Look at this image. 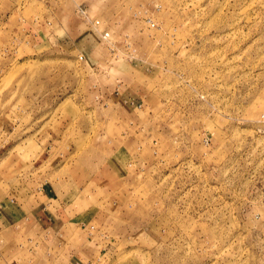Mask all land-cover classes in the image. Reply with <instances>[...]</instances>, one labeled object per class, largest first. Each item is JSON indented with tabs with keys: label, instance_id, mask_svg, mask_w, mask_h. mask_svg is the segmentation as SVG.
I'll use <instances>...</instances> for the list:
<instances>
[{
	"label": "rangeland",
	"instance_id": "374dc122",
	"mask_svg": "<svg viewBox=\"0 0 264 264\" xmlns=\"http://www.w3.org/2000/svg\"><path fill=\"white\" fill-rule=\"evenodd\" d=\"M9 205L10 264H264V0H0Z\"/></svg>",
	"mask_w": 264,
	"mask_h": 264
},
{
	"label": "crops",
	"instance_id": "0c3cea01",
	"mask_svg": "<svg viewBox=\"0 0 264 264\" xmlns=\"http://www.w3.org/2000/svg\"><path fill=\"white\" fill-rule=\"evenodd\" d=\"M32 36L33 38L38 39L39 36L41 35L32 34ZM28 198L29 196H27V199ZM6 209L8 211L7 216L3 217V215H0V264H10V262H12V261H8V262L2 261V259L4 258L3 253H6L4 249L9 248L10 246H15L16 238L21 237V236L24 237L28 234L25 232L22 233L21 226L23 225V223L27 221L29 225H33L34 221H36L33 215L34 207L30 208V210H32L31 213L29 214L31 217L25 213L22 214L21 212L17 210L15 206H12V205H9V207L7 206ZM17 211L19 214L17 213ZM21 216L23 217L25 216V218ZM41 220H37V221L41 222ZM12 251L13 249L9 250V253ZM11 264H18V263H11Z\"/></svg>",
	"mask_w": 264,
	"mask_h": 264
},
{
	"label": "built area",
	"instance_id": "2783aa9c",
	"mask_svg": "<svg viewBox=\"0 0 264 264\" xmlns=\"http://www.w3.org/2000/svg\"><path fill=\"white\" fill-rule=\"evenodd\" d=\"M79 14L82 17V19H85L87 21H90V19L87 16L86 12L84 10H82L81 8L79 9ZM92 26H93L94 29L97 30L100 27V22L98 20H95V21L92 22ZM151 26H153V24H151ZM98 34L100 35V37L103 40H108V38H109V33L108 32L101 31V32H98ZM81 59L82 58L80 57V60Z\"/></svg>",
	"mask_w": 264,
	"mask_h": 264
}]
</instances>
